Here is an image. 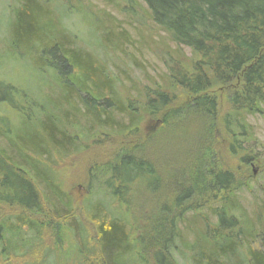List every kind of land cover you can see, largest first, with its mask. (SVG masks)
<instances>
[{
	"label": "trees",
	"instance_id": "obj_1",
	"mask_svg": "<svg viewBox=\"0 0 264 264\" xmlns=\"http://www.w3.org/2000/svg\"><path fill=\"white\" fill-rule=\"evenodd\" d=\"M124 1L131 14L143 4L175 45L165 53V87L146 90L138 107L114 95L115 82L105 67L70 43L47 1L22 0L13 8L8 49L13 53L25 47L39 73L51 71L58 99L41 119L46 121L43 136L36 135L31 145L11 141L7 120L0 117V138L6 140V147L0 146V264H29L33 244L46 258L66 237L75 251L70 264H264V179L254 181L262 199L249 212L237 194L250 188L254 176L239 175L213 158L217 135L230 154L243 152L241 164L257 157L249 118L264 112V0ZM79 2L56 0L55 6L67 11ZM0 103L26 121L37 107L25 91L3 80ZM75 103L83 105L88 122L105 130L120 126L126 136L123 152L100 165L92 163L87 171L88 195H101L98 202L89 197L82 202L91 212L94 235L80 221L76 202L59 178L64 161L83 151L74 131L80 110ZM146 117L159 118L161 131L196 144L185 164L171 167V173L159 172L149 158L132 151L135 147L127 150L140 140L138 125ZM163 183L173 188L170 205L157 202L152 218L131 222L122 205L135 189L147 184L155 193ZM202 209L215 220L200 215L201 227L190 230L189 241L183 217Z\"/></svg>",
	"mask_w": 264,
	"mask_h": 264
},
{
	"label": "rangeland",
	"instance_id": "obj_2",
	"mask_svg": "<svg viewBox=\"0 0 264 264\" xmlns=\"http://www.w3.org/2000/svg\"><path fill=\"white\" fill-rule=\"evenodd\" d=\"M21 1L0 0V80L25 91L37 104V107L32 114L34 118L31 117V121H26L13 108L5 103H0V117L7 120L5 129L8 131L11 141L20 144L22 141L26 145H31V142L35 141L36 135L43 136L42 132L45 126L43 122L46 121L41 119L48 115V110L53 109V100L58 99V89L54 83L53 73L51 71L39 73L26 54L25 47L13 53L8 49L9 27L14 15L13 8L18 6ZM40 1L44 4L47 1L45 6L48 5L49 13H53V16L50 14L53 21H60L70 43H74L94 55L105 67L107 74L115 82L113 92L120 101L125 104L135 102L138 107L145 100L144 92L146 90L156 86L165 87V64L167 63L165 58L168 57L165 53L172 52L175 45L163 30L154 25L143 4L141 7H137L136 14H131L125 7L124 0H79L80 2L75 4L74 8L67 11L62 9L57 11L56 0ZM182 51L188 54V49ZM179 96H181L180 93ZM22 100L20 98V101ZM220 102L221 106L225 105V98L221 97ZM75 104L80 110L73 120V124L76 126L74 131L79 136L83 151L80 150V153H75L64 161L60 167L59 178L63 190L68 192L76 202L75 207L80 221L84 222L85 227L94 235L90 220L91 212L88 208H84L82 202L88 197L92 203L98 202L101 195H88L87 171L92 163L100 165L113 156L116 157L122 151L120 146L124 143L122 141H126V136L119 130L120 126L105 130L88 122L82 113L83 105ZM121 119V116L115 115L116 121ZM249 121L257 139L252 148L253 151H256L257 157L252 164H241L240 157L243 152L239 151L236 155L230 154L221 135L216 136L213 158L215 157L214 160H217L216 164L219 163V166L233 169L239 175L247 172L248 176H254L250 182V188L243 189L237 194L243 207L250 212L262 199L261 192L257 191L258 184L254 181L259 180L262 183L264 179V112L250 117ZM160 124L159 118L146 117L138 125L137 137L140 140L134 141L127 150L135 147L132 151H135L137 156L149 158L159 172L163 170L165 173H171V167H176V165L181 167L190 154L194 153L192 145L195 143H191L187 138L172 135V131H161ZM5 136L7 139L6 133ZM0 146L6 147V140L3 136L0 138ZM196 151H202V147ZM204 154L206 156V153ZM148 187L147 184L138 186L134 196L130 197L129 203L122 205V208L125 209L124 214L131 222L136 220L137 224H143L145 218H152L156 212L154 205L157 202H168L167 204L170 205L173 188L164 184L153 193ZM213 204H217L215 200ZM203 213L204 216H210V221L215 220L206 209L198 212L197 216L187 211L183 217L181 227L187 240L191 241L193 238L190 230L200 229L199 220L202 219L200 215ZM102 217L106 218L105 215ZM133 232V235L136 236V227ZM62 240L64 242L58 247L56 246L58 249L53 248L46 258L43 257L46 252L42 253L43 249H35V244H33L34 250L29 264H65L66 260L68 263L74 262L75 251L70 248L69 239L66 237ZM69 250H71L70 256L68 254L70 252H67Z\"/></svg>",
	"mask_w": 264,
	"mask_h": 264
}]
</instances>
